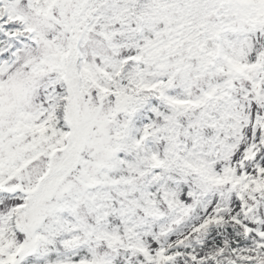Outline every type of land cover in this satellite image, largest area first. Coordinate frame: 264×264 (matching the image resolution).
Wrapping results in <instances>:
<instances>
[{
	"label": "snow or ice",
	"instance_id": "obj_1",
	"mask_svg": "<svg viewBox=\"0 0 264 264\" xmlns=\"http://www.w3.org/2000/svg\"><path fill=\"white\" fill-rule=\"evenodd\" d=\"M0 264H264V0H0Z\"/></svg>",
	"mask_w": 264,
	"mask_h": 264
}]
</instances>
